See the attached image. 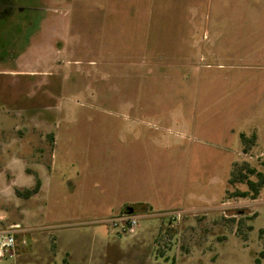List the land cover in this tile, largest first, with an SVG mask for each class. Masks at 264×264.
<instances>
[{"label": "rangeland", "instance_id": "374dc122", "mask_svg": "<svg viewBox=\"0 0 264 264\" xmlns=\"http://www.w3.org/2000/svg\"><path fill=\"white\" fill-rule=\"evenodd\" d=\"M245 163L264 0H0V228L21 230L0 264H264ZM128 208L134 234L110 225Z\"/></svg>", "mask_w": 264, "mask_h": 264}, {"label": "built area", "instance_id": "2783aa9c", "mask_svg": "<svg viewBox=\"0 0 264 264\" xmlns=\"http://www.w3.org/2000/svg\"><path fill=\"white\" fill-rule=\"evenodd\" d=\"M179 214H171L170 221L177 222ZM112 228H116L122 234H134L138 226L136 217L123 214L119 218L110 222ZM21 233L18 224L9 225L6 228H0V261L15 260L19 240L17 236ZM22 245L23 241L20 242Z\"/></svg>", "mask_w": 264, "mask_h": 264}, {"label": "trees", "instance_id": "16d2710c", "mask_svg": "<svg viewBox=\"0 0 264 264\" xmlns=\"http://www.w3.org/2000/svg\"><path fill=\"white\" fill-rule=\"evenodd\" d=\"M261 166H262V172L256 171L255 168L250 167L246 163L240 166L239 170L241 171H239L238 174L235 173V170L234 172L232 171L231 178L229 179L228 184L230 186L234 184H244L246 186V190L236 191L233 194H231L232 195L231 197L249 198L251 200L256 198L260 187L264 185V163H261ZM235 167H238L237 164H235ZM242 170L244 171L242 172ZM254 175L257 178L256 181L251 180V176H254ZM39 186H40V182L37 179L35 181V186L30 190H25L24 194L30 195V194L36 193L39 189ZM16 193L19 194L17 190H16ZM154 253L156 257L158 256L163 257V250L161 249L158 250V253H156V251H154Z\"/></svg>", "mask_w": 264, "mask_h": 264}, {"label": "crops", "instance_id": "0c3cea01", "mask_svg": "<svg viewBox=\"0 0 264 264\" xmlns=\"http://www.w3.org/2000/svg\"><path fill=\"white\" fill-rule=\"evenodd\" d=\"M16 171H18L20 173V171H22V170H20L19 168H17ZM19 184H20V181H19ZM26 185H27L26 187H30L31 186L30 179H28V181L26 182ZM16 188H19V187L17 186ZM14 224H17V223H14ZM10 225H13V224H10Z\"/></svg>", "mask_w": 264, "mask_h": 264}, {"label": "water", "instance_id": "95a60500", "mask_svg": "<svg viewBox=\"0 0 264 264\" xmlns=\"http://www.w3.org/2000/svg\"><path fill=\"white\" fill-rule=\"evenodd\" d=\"M125 214L131 215V214H132V209H127V210L125 211Z\"/></svg>", "mask_w": 264, "mask_h": 264}, {"label": "flooded vegetation", "instance_id": "af4514ba", "mask_svg": "<svg viewBox=\"0 0 264 264\" xmlns=\"http://www.w3.org/2000/svg\"><path fill=\"white\" fill-rule=\"evenodd\" d=\"M129 209V208H128ZM127 210V209H126Z\"/></svg>", "mask_w": 264, "mask_h": 264}]
</instances>
